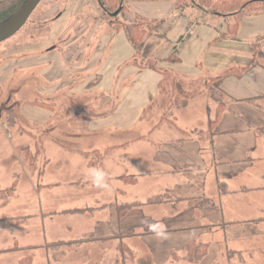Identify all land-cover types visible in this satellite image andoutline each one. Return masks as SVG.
Segmentation results:
<instances>
[{
  "label": "crops",
  "instance_id": "obj_1",
  "mask_svg": "<svg viewBox=\"0 0 264 264\" xmlns=\"http://www.w3.org/2000/svg\"><path fill=\"white\" fill-rule=\"evenodd\" d=\"M166 1L150 0L140 8L132 6L127 17L133 19L137 12L163 21L159 30L162 35H158L162 40L154 49L159 47L154 56L157 67L173 71L180 91L191 95L186 102L174 106L189 105L193 98L208 92L216 103L217 112L218 102L207 88L208 81L228 68L250 65L243 75H230L222 81L224 111L213 132L209 131V125L216 113L203 126L196 122L181 125L169 115L157 119L151 114L157 106H170L171 98L161 91L165 76L154 67H141L134 61L136 49L126 32L109 27L91 49V40L101 24L94 23L90 27V18L81 32L89 33L83 42L71 39L59 42L68 18L81 14L88 4H93L96 16V0H71L67 13L54 23L50 39L34 46L38 52L27 59V63L41 65L54 86L65 84L78 94L105 96L109 100L121 96V104L116 103L118 106L110 115L103 117L93 113L84 127L86 135L74 140L76 150L86 156L95 153L106 160L111 153L121 155L119 161L123 170L115 177L135 187L143 186L147 192L145 198L140 195L142 198L124 203L142 202L136 207L145 211L146 205L158 206L157 231H192L194 235H199L200 231H218L227 238L226 226L264 223V203H255L254 207L246 197L252 190L264 189V119L255 117V114H264V8L243 17L235 38H224L221 34L225 20L221 17L198 10L178 14L173 4ZM171 44L174 51L170 50ZM171 55L177 59L168 60ZM202 80L205 81L204 89L196 92V82ZM145 112L146 122L141 124ZM140 128H146V133L140 131L130 139L117 136ZM104 163L102 161L100 166ZM239 174L243 179L234 188L229 178ZM127 176H135V179L129 180ZM256 178L262 179L261 185H252L251 181ZM158 194L170 196L165 201L148 202ZM261 200L258 197V201ZM168 202L170 204H166ZM107 207L108 203L69 205L62 212L96 214ZM128 216L119 222L121 233L116 234L119 238H130L127 235L134 232L128 231L132 227L126 222ZM30 217L31 214L19 215L6 220L21 223ZM194 240L210 241L205 236L194 237ZM29 247L38 245L16 243L11 249ZM25 261L23 259V264H28Z\"/></svg>",
  "mask_w": 264,
  "mask_h": 264
},
{
  "label": "rangeland",
  "instance_id": "obj_2",
  "mask_svg": "<svg viewBox=\"0 0 264 264\" xmlns=\"http://www.w3.org/2000/svg\"><path fill=\"white\" fill-rule=\"evenodd\" d=\"M125 1L127 8L120 21L136 22L137 16L145 17L135 12L134 18L130 19L127 13L133 9L132 6L140 8L150 0ZM70 2L41 0L20 30L0 41V190L16 182L13 192L4 195L0 192V249H8L0 252V264H23V259L28 264H172L175 261L182 264H264V223L231 224L226 226V238L218 231H200L199 235H194L192 231H157L159 207L146 205V211L136 207L142 202L123 216L118 214V204L142 198L140 195L145 198L146 190H143V186L135 187L115 177L123 170L118 152L109 154L106 160L95 153L86 156L76 150L74 139L86 135L84 127L93 113L103 117L110 115L113 108L121 104V96L109 100L105 96L98 98L94 94H78L65 84L54 86L41 65L31 66L27 63V59L38 52L34 46L50 39L54 23L63 13H67ZM96 2V16L93 4H88L81 14L66 20V30L59 42L69 39L83 42L89 33L81 32L90 23V18V27L94 23L101 24V29L93 35L91 49L109 27L116 28L111 17L103 13L99 0ZM166 2L173 4L176 10L174 0ZM194 10L209 13L199 5L190 7L186 12ZM160 27L145 41L151 43L150 59L155 65L158 62L154 56L159 47L154 49L162 40L158 36ZM170 50L174 51V46ZM138 54L137 63L145 67L148 59L143 49ZM204 85V80L197 81L196 92L204 89ZM99 103L102 106H97ZM215 113L216 103L208 92L193 98L189 105L157 106L151 111L157 119L169 114L181 125L196 122L202 126L207 125L209 117ZM256 116L264 119V114ZM144 122L146 112L141 124ZM140 131L145 132L146 128L126 131L117 136L119 139H130ZM102 161L105 162L104 166H100ZM96 168L105 173L103 187L93 184L86 175L87 170ZM127 178L134 180L135 176ZM229 179L232 181L230 185L237 188L243 176L231 175ZM261 181V178H256L251 182L256 186L261 185ZM246 197L255 207V203H264V189L252 190ZM258 197L262 198L260 202ZM102 203H108V207L96 214L62 212L69 205ZM134 208L135 211L130 213ZM30 214L31 217L21 223L6 220L8 217ZM127 214L126 222L132 225L128 231L134 232L127 235L130 238H119V222ZM158 232L162 235H158ZM101 235L104 236L100 239L90 238ZM200 236L210 240L206 242L209 243L207 253L198 257L195 252V257L185 259L186 246L196 241L194 237ZM81 237L89 238L68 241ZM121 239L129 252L120 249ZM47 240L49 242L46 244ZM16 243L37 244L38 247L11 249ZM51 243L58 246L49 247ZM173 253L177 254V258Z\"/></svg>",
  "mask_w": 264,
  "mask_h": 264
},
{
  "label": "trees",
  "instance_id": "obj_3",
  "mask_svg": "<svg viewBox=\"0 0 264 264\" xmlns=\"http://www.w3.org/2000/svg\"><path fill=\"white\" fill-rule=\"evenodd\" d=\"M27 0H0V17L3 16V10L6 11L5 20L10 19L25 3ZM176 5V11L178 14H183L190 7L199 5L200 8L205 9L209 13H213L215 16H219L225 20V27L222 30V37H236V34L239 29V25L244 16L252 11H258L264 8V0H174ZM100 6L103 10L104 14H108L111 17L112 22L115 25L116 31L123 29L126 32L128 40L136 49L135 59L134 61L137 63L136 55L141 49H143V53L145 54L148 62L147 66L154 67L164 74V79H162L161 87L163 93H167L171 98L170 107L174 106L175 103L186 102L190 98V94L182 93L180 91V86L176 81V75L173 71L169 69H160L157 65L152 64L153 62L151 58V43H147L148 37L152 35L154 30L159 28L163 21L145 18L141 16H137L136 22H123L120 21V16L124 13L127 8V3L125 0H99ZM126 3V4H125ZM190 6V7H189ZM120 9L118 14L115 12ZM116 21V23H115ZM145 22L144 25L142 22ZM0 23H3L2 21ZM146 43V44H145ZM145 46V48H144ZM139 55V54H138ZM140 56V55H139ZM168 60L174 61L177 58H174L173 55L167 58ZM133 61V62H134ZM250 65L244 67H231L222 72H220L217 76H214L208 81V90L212 94L213 98L218 102V108L216 115L210 121L209 131L213 132L216 124L220 121L223 111L224 104L222 101L221 89L220 85L222 81L230 76V75H243ZM169 115V114H168ZM165 115L163 118H167ZM16 189V182L9 188L2 189L0 192L2 194H9ZM168 194H158L150 198L149 203H157L161 201H165L168 198ZM138 202L134 203H124L118 205V214L123 216L127 211H129L133 206L137 205ZM120 249L124 251H130L128 247L124 244L122 239L120 240ZM49 247H57L58 244H48ZM209 243L206 242H196L193 241L186 246L187 254L184 256L185 259H191L195 257V252L198 257L204 256L208 251ZM14 249V248H13ZM128 249V250H127ZM4 250L0 249V252ZM174 257L177 258V254L173 253ZM172 264H182L178 261L173 262Z\"/></svg>",
  "mask_w": 264,
  "mask_h": 264
},
{
  "label": "water",
  "instance_id": "obj_4",
  "mask_svg": "<svg viewBox=\"0 0 264 264\" xmlns=\"http://www.w3.org/2000/svg\"><path fill=\"white\" fill-rule=\"evenodd\" d=\"M40 1L41 0H28L14 17L3 24H0V41L7 39L20 30ZM119 11L120 9H118L115 14H118Z\"/></svg>",
  "mask_w": 264,
  "mask_h": 264
},
{
  "label": "clouds",
  "instance_id": "obj_5",
  "mask_svg": "<svg viewBox=\"0 0 264 264\" xmlns=\"http://www.w3.org/2000/svg\"><path fill=\"white\" fill-rule=\"evenodd\" d=\"M86 175L89 180L98 187H103L105 185L106 176L102 169H89L86 171ZM162 235V233H157Z\"/></svg>",
  "mask_w": 264,
  "mask_h": 264
},
{
  "label": "flooded vegetation",
  "instance_id": "obj_6",
  "mask_svg": "<svg viewBox=\"0 0 264 264\" xmlns=\"http://www.w3.org/2000/svg\"><path fill=\"white\" fill-rule=\"evenodd\" d=\"M27 1H28V0H27ZM27 1H26V2H27ZM25 4H26V3H25ZM25 4H24V5H25ZM24 5H23V6H24ZM23 6H22V7H23ZM22 7H21V8H20V9H19V10H18V11L12 16V17H14V16H15V15H16V14L22 9ZM6 11H7V10H3V11H2L3 13L5 12V14H4L3 16L1 15V17H0V22L2 21L3 23H5V22H7L8 20H10V19L12 18V17H11L10 19L4 21V19L7 17V16H6ZM3 23H0V24H3Z\"/></svg>",
  "mask_w": 264,
  "mask_h": 264
}]
</instances>
